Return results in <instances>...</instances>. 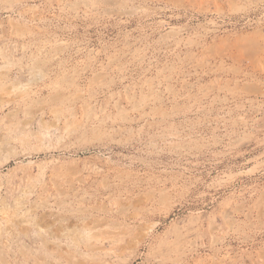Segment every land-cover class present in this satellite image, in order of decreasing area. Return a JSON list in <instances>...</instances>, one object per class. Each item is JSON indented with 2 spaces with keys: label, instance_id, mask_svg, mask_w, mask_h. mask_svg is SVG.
Returning <instances> with one entry per match:
<instances>
[{
  "label": "rangeland",
  "instance_id": "374dc122",
  "mask_svg": "<svg viewBox=\"0 0 264 264\" xmlns=\"http://www.w3.org/2000/svg\"><path fill=\"white\" fill-rule=\"evenodd\" d=\"M0 264H264V0H0Z\"/></svg>",
  "mask_w": 264,
  "mask_h": 264
}]
</instances>
